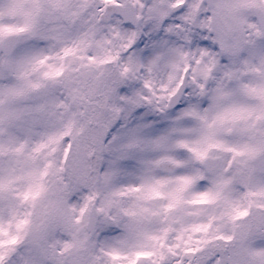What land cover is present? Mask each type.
<instances>
[{
    "label": "snow or ice",
    "instance_id": "6c2138e0",
    "mask_svg": "<svg viewBox=\"0 0 264 264\" xmlns=\"http://www.w3.org/2000/svg\"><path fill=\"white\" fill-rule=\"evenodd\" d=\"M0 264H264V0H0Z\"/></svg>",
    "mask_w": 264,
    "mask_h": 264
}]
</instances>
